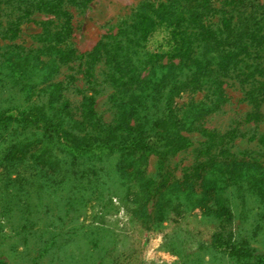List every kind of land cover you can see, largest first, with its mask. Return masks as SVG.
Segmentation results:
<instances>
[{
  "label": "rangeland",
  "instance_id": "rangeland-1",
  "mask_svg": "<svg viewBox=\"0 0 264 264\" xmlns=\"http://www.w3.org/2000/svg\"><path fill=\"white\" fill-rule=\"evenodd\" d=\"M164 1L95 0L69 7L71 31L67 42L78 58L61 66L52 81L61 84L74 120L82 119L83 99L92 97L97 117L102 123L113 124L114 90L107 81L105 61L102 59L88 71L85 55L106 36L115 34L122 23L129 22L141 3ZM222 1L212 0L215 7ZM249 1L264 5V0ZM2 9L0 65L8 59V52L26 55L41 49L44 44L40 35L50 19L49 15L35 13L19 20L18 11ZM14 24L17 27L12 34L8 31L15 29ZM158 40L155 37L153 43ZM18 74L0 69V118L46 100L39 92L43 86L38 85L26 102L24 85L30 76ZM222 89L224 99L218 107L196 120L190 132L182 133L189 138L190 147L169 156L164 170L159 169L158 158L151 155L146 164L147 177L157 183L164 174L170 181L181 180L189 168L193 170L200 164L208 168L213 163L233 160L256 161L264 168V147L257 143L264 133V104L257 111L260 117L248 120L254 113L246 97L249 85L232 75L223 80ZM205 96V92L198 91L177 96L173 104L177 118H183L199 102L207 106L210 98ZM200 128L218 137L210 143L198 131ZM64 129L70 128L64 125ZM11 130L20 139L39 134L23 125H14ZM70 131L79 139L95 135L88 130ZM4 137L8 136L0 138V264H228L213 246L223 219L199 208L191 209L184 201L181 206L173 203L174 209L166 210L163 221L150 208L147 217L133 213L136 188L130 174L120 168L123 160L118 152L103 147L74 152L57 144L53 148L61 166L57 171H34L18 163L4 168ZM215 197L229 208L231 227L251 248L264 254V202L256 192L246 186L221 184Z\"/></svg>",
  "mask_w": 264,
  "mask_h": 264
},
{
  "label": "trees",
  "instance_id": "trees-1",
  "mask_svg": "<svg viewBox=\"0 0 264 264\" xmlns=\"http://www.w3.org/2000/svg\"><path fill=\"white\" fill-rule=\"evenodd\" d=\"M93 1L0 0V10L7 7L18 11L19 20L35 13L50 16L40 35L41 49L26 55L8 52V59L0 65V69L7 68L18 76H30L24 85L26 102L38 85L43 86L39 92L46 96L41 105L0 118V138L8 136L3 138L4 168L18 163L34 171H57L61 167L53 153L57 144L74 152H89L93 147L118 152L123 160L120 168L134 180L133 213L137 217H147L150 208L163 221L166 210L174 209L173 203L181 206L184 201L191 209L199 208L225 221L213 246L228 264H264V254L251 248L231 227L229 208L215 197L221 184H234L255 191L264 202L261 164L245 160L213 163L208 168L200 164L189 168L181 180L170 181L164 174L158 183L146 176L151 155L164 170L169 156L190 147L189 138L182 133L190 132L196 120L223 101L225 78L234 75L241 84L249 85L246 97L254 113L248 120L260 117L257 111L264 104V5L249 0H223L219 7L212 0L141 3L129 22L122 23L115 34L106 36L85 55L88 71L104 59L107 81L114 90L111 102L116 118L113 124H105L97 117L92 97L83 99L82 119L74 120L61 84L52 81L61 66L78 58L67 42L71 31L69 7ZM14 25L15 29L8 32H16ZM155 37L159 40L153 43ZM186 91L205 92L210 102L207 106L203 102L193 105L179 119L174 113V99ZM14 125L39 134L20 139L11 130ZM64 125L95 135L79 139ZM198 131L210 143L218 137L203 128ZM257 143L264 147V133Z\"/></svg>",
  "mask_w": 264,
  "mask_h": 264
}]
</instances>
